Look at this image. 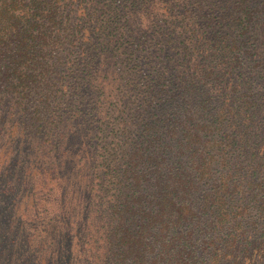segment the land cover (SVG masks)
<instances>
[{
  "label": "trees",
  "instance_id": "16d2710c",
  "mask_svg": "<svg viewBox=\"0 0 264 264\" xmlns=\"http://www.w3.org/2000/svg\"><path fill=\"white\" fill-rule=\"evenodd\" d=\"M0 107L85 147L90 264L264 261V0H0Z\"/></svg>",
  "mask_w": 264,
  "mask_h": 264
},
{
  "label": "rangeland",
  "instance_id": "374dc122",
  "mask_svg": "<svg viewBox=\"0 0 264 264\" xmlns=\"http://www.w3.org/2000/svg\"><path fill=\"white\" fill-rule=\"evenodd\" d=\"M2 116L0 107V264H90L91 215L82 207L100 181L80 176L85 147L48 162L27 129Z\"/></svg>",
  "mask_w": 264,
  "mask_h": 264
}]
</instances>
